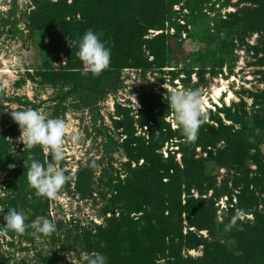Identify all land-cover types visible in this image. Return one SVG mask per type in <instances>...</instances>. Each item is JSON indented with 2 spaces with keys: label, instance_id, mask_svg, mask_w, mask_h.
<instances>
[{
  "label": "rangeland",
  "instance_id": "obj_1",
  "mask_svg": "<svg viewBox=\"0 0 264 264\" xmlns=\"http://www.w3.org/2000/svg\"><path fill=\"white\" fill-rule=\"evenodd\" d=\"M45 1L54 2L60 15L64 7L75 11L73 16L66 17L67 20L70 17L73 27H77L75 21H83L80 8H84L85 18L92 21L99 11L98 7L111 3V0ZM149 1L136 0L135 7ZM73 2H76L77 9H72L75 6V4L71 6ZM153 3L158 11V17L155 26L148 29L143 38H152L163 33L165 35L163 57H156L155 61L144 51L143 55L147 57L145 62L149 64L141 62L134 65L129 62L126 67L115 69L112 74L105 77L101 91L91 93L82 89L72 91L70 84L56 82L57 79L54 83L46 81L44 76L46 72H60L66 66V58L76 55L65 53L60 56V60H56L60 50L65 49L74 53L77 49L71 48L68 41L65 46H62L63 42L59 45L60 38L59 41L58 39L55 41L47 29L31 26L29 14L35 10L34 0H0V115H10L11 109L33 108L48 118L64 119L68 126L65 158L57 167L71 177L55 199L36 197L37 200L39 198L47 200L48 208L46 216L31 218L33 210L30 205L37 204L36 200L30 197L31 188L26 184L17 192L10 183L8 174L10 163L6 160L7 157L8 160L15 161L22 159V152L27 149L23 150L24 145L17 141L20 136L19 126L12 127L9 131L8 128L13 122H0V154L2 150L5 151L0 156V210L4 211V213L0 211V218L9 208H13L12 201L15 200L14 208L24 214L26 224L42 222L44 218L56 224V231L51 235L39 233L33 235L35 230L31 227L24 234L13 232L12 236L8 233L0 235V264H89L90 258H94L92 254L88 255L82 249L80 228H90L91 224L100 225L104 222L101 211L111 204L112 192L109 183L111 185L115 183L116 176L120 180L125 176L123 164L127 158L121 145L127 136L122 131L121 121H115L117 126L116 123L113 124V120L120 119L116 114L117 106L131 110L135 136L143 137L144 140H147V125L140 126L137 122L142 109L141 101L155 102L157 110H160L161 105L166 106L167 108L163 109L164 121L173 128L169 102L165 99L173 88L200 90L207 113L205 122L215 129L217 125L219 129L221 124L222 128H231L233 131V127L238 126L226 117L224 111H217L221 106L232 112L236 105L245 103L249 115L256 110L248 93L257 94L264 89L262 61L264 54L261 52L255 54L252 46L264 39V26L262 31H257L258 33L253 31L244 37H240L239 33L244 32L242 30L245 20H252L249 12L257 5L248 0H153ZM233 19L238 25H234L228 32L221 28L217 31L220 36L228 33L226 41L232 44L224 45L225 48L220 46L221 42L212 43L214 39L210 40L209 33L213 25L216 23L218 26L220 20L229 22ZM106 32L107 38L118 42L115 32L108 28ZM73 40H76V37ZM70 64L69 67L74 68L71 72L77 73L76 71L80 69L84 71L82 63H79L80 68L75 60H71ZM187 75L189 77H186ZM218 88L222 89L220 95H216ZM230 94L231 98L227 101ZM208 109L215 115L213 120L210 119ZM152 114L156 115V111L154 110ZM5 131L6 134L2 138L1 134ZM74 133L80 136L76 143L71 140ZM199 134L200 130L198 138ZM252 134L255 135L259 157L264 164V130L256 129ZM180 141L183 144L181 147L189 153L192 152L194 158L209 159L208 152L212 153V157L215 154V149L211 147L202 149L194 145V142L186 143L185 138ZM222 141L217 144V148L225 150L227 147ZM174 142L176 141L165 142L161 151L163 156H166L168 151L172 150L175 152V160L181 164V154L175 151L177 145L173 144ZM254 154L255 149L252 148L240 155V160L244 166L249 167L253 176L257 167L248 157ZM39 158L44 164L51 160L50 155L42 148ZM91 166L92 179H86L88 168L91 169ZM205 166L207 173L215 177L217 188L222 186L224 179H228L231 193L237 192V189L234 190L232 187V177L236 174L233 164L230 167L228 165L219 168L210 160ZM79 173L83 174L80 177L83 181L80 182ZM84 179L87 181L84 182ZM77 183L84 186L85 194L77 189ZM193 194L197 195L195 191ZM226 200V196H221L215 204L218 222L226 215L228 208ZM105 217H109V213ZM238 217L242 221L253 218L251 214L241 212H238ZM2 228L0 222V229ZM201 233L206 235L205 231ZM200 254L201 246L196 250L181 251L183 257L186 255L197 257ZM163 261L164 259L160 260Z\"/></svg>",
  "mask_w": 264,
  "mask_h": 264
},
{
  "label": "trees",
  "instance_id": "obj_2",
  "mask_svg": "<svg viewBox=\"0 0 264 264\" xmlns=\"http://www.w3.org/2000/svg\"><path fill=\"white\" fill-rule=\"evenodd\" d=\"M248 1L255 3L257 7L249 12L252 20H245L242 30L244 32L239 33L240 37L253 31H262L264 26V0ZM53 3L34 0L35 10L29 14L31 26L47 29L55 41L60 38L58 41L59 45L63 42L62 46H65L68 40L82 37L89 28L98 34L103 33L100 39L111 49V62L109 68L98 77L94 78L91 73L85 76L82 75V69L75 73L71 72L74 68L69 67L71 60H75L79 68L81 67L82 62L75 55L77 50L72 53L63 49L56 56V60H60V56L65 53L74 54L75 57L66 58V66L60 72H46L44 76L47 82L54 83L57 79L56 82L70 84L72 91L82 89L96 93L101 91L103 80L112 74L113 70L124 68L129 62L134 65L141 62L149 64L145 62L147 57H144V51L155 61L156 57H163L165 54L163 33L152 38H143L147 30L155 26L158 17V11L154 8L156 2L153 3V0L136 7V0H111L109 5L98 7L99 11L92 21L85 18L84 8H80L83 21H75L77 27H73L70 17L66 19L67 15L73 16L75 11L64 7L60 15ZM74 4L72 9H77L76 2L71 3V6ZM237 23L235 19L229 22L220 20L218 26L215 23L209 33L210 40L214 39L212 43L221 42L220 46L232 44L226 41L228 33L220 36L217 31L221 28L228 32L234 25H238ZM107 28L115 32L118 42L106 37ZM252 49L255 54H264V39L252 46ZM262 61L264 62V56ZM212 69L213 66L210 70ZM248 95H251L256 108L252 115L246 111L245 103L236 105L232 112L222 106L217 108V111H224L226 117L238 125L237 128L233 127V131L231 128H222L221 124L219 129L218 125L215 129L206 122L200 127L199 138L194 145L202 149H215L213 157L212 153L208 152L209 159L194 158L192 152L189 153L181 147L183 144L180 140L184 137L180 130L170 128L164 121L163 109L167 108L166 106L161 105L160 110H157L155 102L140 100L142 109L137 122L140 126L147 125V140L135 136L131 110L117 106L116 114L120 119L113 120V124L115 121H121L122 131L127 136L121 145L127 158L123 164L125 176L123 180L116 176L117 181L112 185L109 183L112 192L111 204L101 211L104 222L100 225L91 224L90 228H80L79 238L83 251L88 255L99 253L106 257V264H264V164L261 163L258 143L252 134L256 129L264 130V89L257 94ZM154 110L156 115L152 114ZM208 113L213 120L215 115L211 114L210 109ZM11 121L13 124L8 128L9 131L12 127H17V124L9 114L0 115V122ZM217 121L220 122V119L217 118ZM5 134L6 131L1 137ZM222 136L227 147L225 150L217 148ZM170 140L176 141L173 144L177 145L175 151L181 154V164L175 160V152L172 150L166 152V156L162 154L163 144ZM252 148L255 149V154L248 159L257 167L254 176L249 167L244 166L240 160V155ZM30 151L40 160L41 147ZM4 153L2 150L0 156ZM29 154V150L22 152V159L18 161L6 158L10 164H15V168L9 169L8 174L10 183L17 192L28 185L24 159H27ZM210 160L219 168L228 165L230 167L231 164L235 166L236 174L232 177V187L237 189L236 193H231L228 188V179H224L222 186L217 188L215 177L206 171L205 164ZM89 168L86 179H92V166ZM78 175V181H83L80 179L83 174ZM76 187L85 194L83 185L77 183ZM193 191L197 193L196 196ZM221 196L227 197L228 208L224 219L218 222L215 204ZM30 197L37 203L30 205L33 210L31 218L46 216L47 200H37L34 189H30ZM15 202L12 201L13 208ZM238 212L251 214L253 218L242 221ZM107 213L109 217H105ZM0 222L3 227V217ZM201 231H205L206 235ZM8 234L12 236L13 232ZM199 246V256L181 255L183 249L196 250ZM162 259L164 261L160 262Z\"/></svg>",
  "mask_w": 264,
  "mask_h": 264
},
{
  "label": "clouds",
  "instance_id": "obj_3",
  "mask_svg": "<svg viewBox=\"0 0 264 264\" xmlns=\"http://www.w3.org/2000/svg\"><path fill=\"white\" fill-rule=\"evenodd\" d=\"M102 35L103 33L98 34L89 28L82 37L73 41L68 40L71 48H77L76 56L84 66L82 75L87 76L91 73L95 78L110 66L111 49L106 47V42L100 39ZM165 99L169 102L172 127L180 130L186 143L195 142L198 139L200 127L207 119V113L204 110L205 101L200 90L173 88ZM10 116L19 126L20 136L17 141L24 145L23 150L27 149L30 152L27 159H24L28 186L35 190L37 197L55 199L71 178L65 175L63 169L57 167L65 158V137L68 132L66 121L59 117L48 118L41 111L33 108L11 109ZM79 139L78 134L71 135L73 143L78 142ZM37 146L50 155L51 160L46 164L41 163L31 154L30 150ZM8 168L14 169L15 164H9ZM3 220L0 235H6L8 232L24 234L29 227L35 230L33 235L37 233L51 235L56 231L55 222L47 218H44L42 222L26 224L24 214L15 208H9L3 215ZM93 256L89 264H106V257L99 253Z\"/></svg>",
  "mask_w": 264,
  "mask_h": 264
},
{
  "label": "bare ground",
  "instance_id": "obj_4",
  "mask_svg": "<svg viewBox=\"0 0 264 264\" xmlns=\"http://www.w3.org/2000/svg\"><path fill=\"white\" fill-rule=\"evenodd\" d=\"M222 92V89L220 88H218L217 89V91H216V95H220V93ZM215 98V97H214ZM230 98H231V94L229 95V97L227 98V101H229L230 100Z\"/></svg>",
  "mask_w": 264,
  "mask_h": 264
}]
</instances>
